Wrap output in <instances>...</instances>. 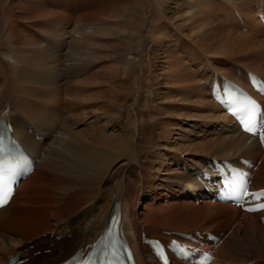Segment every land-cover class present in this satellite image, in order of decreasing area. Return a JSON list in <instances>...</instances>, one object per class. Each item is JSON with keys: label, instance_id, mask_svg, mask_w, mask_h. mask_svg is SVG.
Instances as JSON below:
<instances>
[{"label": "bare ground", "instance_id": "obj_1", "mask_svg": "<svg viewBox=\"0 0 264 264\" xmlns=\"http://www.w3.org/2000/svg\"><path fill=\"white\" fill-rule=\"evenodd\" d=\"M124 1L126 4L119 6L123 14L124 4L128 12L134 11L137 0H59L58 4L51 2L54 7L48 6L49 0H0V120L13 126L14 136L24 143L23 149L31 150L37 159L34 171L20 181L8 205L0 208V264H6L7 258L16 254L18 260H23L21 264H58L95 240L106 227L116 204L136 264H160L141 234L167 242L170 237L194 230L219 236L221 241L214 246V264H264V222L261 221L264 212L244 213L235 205L215 202L204 182L198 180L212 160L245 158L260 162L251 170L252 184L255 188L264 187V151L258 139L242 132L225 111L226 114L213 115L212 125L216 124L219 131L209 134L199 146L188 148L203 153L194 163L185 170L171 168L170 174L159 183L146 178L152 176L150 163L166 159V151L179 150L177 143L171 142L174 130L179 128L181 136L183 131H189L180 123L193 127L196 124L193 118L200 120L206 110L220 106L211 99L208 87L186 82L179 90L176 105L171 106L163 97L162 102L153 104L178 120L177 123L162 120V151L160 146L153 147L145 152L148 157L144 155L142 159L139 151L130 146L141 130L140 116L135 113L137 99L132 96L128 99L131 94L127 91L130 85L135 87L138 83L135 75L128 78V73L141 60L143 37L138 28L133 30L134 36L128 35L120 22L107 23L99 17L104 3ZM157 1L160 10L156 11L155 22L162 35L167 34L168 27L159 23L160 19L178 20L177 25L182 28L194 22L209 3V0ZM229 1L236 4L243 0ZM127 19L133 21L128 16ZM202 22L198 25L202 39L213 36L205 32L209 22ZM230 39L241 42L242 38L237 34ZM120 41L141 43L123 52L118 45ZM156 47L161 52L167 51L163 42ZM121 53L122 63L126 65L122 67V89L128 101L123 108L133 113L126 116L129 127H123L114 111L108 110L104 117H98L100 124L92 121L85 132L77 129L85 121V113L47 104L43 95L50 90L60 88L93 63L113 60ZM244 58L250 60L248 64L242 63L244 67L264 78V49ZM113 65L107 71L111 80L119 74ZM228 77L238 83L246 82L242 69L240 74L230 73ZM16 86L17 97L12 94ZM140 94L149 96L150 91L139 86ZM150 157L154 159L152 162ZM176 163L186 165L185 160ZM135 185L148 190L141 208L134 203ZM38 206H43V211L37 210ZM42 234L45 238H41ZM47 245L51 246L49 253L44 251ZM37 251L39 254L35 255Z\"/></svg>", "mask_w": 264, "mask_h": 264}, {"label": "rangeland", "instance_id": "obj_2", "mask_svg": "<svg viewBox=\"0 0 264 264\" xmlns=\"http://www.w3.org/2000/svg\"><path fill=\"white\" fill-rule=\"evenodd\" d=\"M49 1L48 6L50 7H54L56 3H59V0ZM224 1L225 0H209V3L205 5L206 9L201 11L204 13L201 14L203 16H201V12H199L198 15L200 17L198 16L192 23L188 22L186 26L182 28L178 27V20L160 19L159 23H163L168 27L166 35H162L161 32H158V28L156 27V11L158 10L159 12L160 10L157 0H137L136 4H133L134 11L130 12L125 8L126 1L120 3L116 2L117 4L103 2L104 4L101 6V10L103 13L105 12V14L103 15L102 13L99 16L101 21L107 23H115V21L116 23L120 22L119 24L120 26L122 25V28H127L126 34L133 36L135 35L132 33L133 30L138 28L143 37V40L141 41L142 43L139 42L143 47L140 56L141 60L135 65V67L130 68V73H128V78L130 76L134 77L135 75L138 85L136 84L135 87L130 85L128 87L129 89H127L131 94L128 99L131 96L134 99H137L138 106L135 113L140 116L139 125L141 130L139 135L133 137L130 146L135 147L139 151L138 153L142 159H144V155L147 156V153L145 152L152 150L153 147L160 146V150L162 151V120H173L174 123H177L178 121L176 119L177 117L167 116L162 113V108L161 110H158L153 104L156 102H162L163 97V99L167 100V103L171 104V106L176 105V103H178L176 101L177 97H179V90L186 82H196V84H203L205 87H208L205 81L208 74L211 72V69L218 74L224 75L234 73L236 72L235 69L238 68L251 69L249 67H244L245 65L243 64H248L250 61L246 60L244 57L250 53H256L259 49H264V27L258 18V10L264 9V0H251L252 2L250 0H243L241 1L242 3L236 2V4L234 2L231 3L229 0H227V2L225 1L226 3ZM51 2H55V4H51ZM123 3H125L123 6L125 9L124 14L122 8L119 9V6ZM228 3H230V5ZM112 7L115 9L110 11ZM127 16L129 19L133 20L131 23L128 21ZM202 21L209 22V27H205V32L212 33L213 36L202 39L201 33L198 32V25L203 23ZM181 23L179 22V24ZM237 34L242 38L240 39L241 42L237 41L239 43L233 42L230 39ZM197 39L198 42H196ZM120 42L118 45L123 52L127 48H134L140 45L139 43H130L128 41ZM162 42L167 47L166 52H161V49L156 47L158 44L162 45ZM152 44H154V47ZM122 54L123 53L117 54L116 58L113 60H100L93 63L92 66L81 70V72L79 71V73L77 72L74 74L68 81L62 83L60 88L52 89L48 92L49 94L47 93L43 95L47 104L53 103L62 108H70L73 112L85 113L83 116L85 117V121L80 122V124L77 125V129H84L85 132L89 131L87 128H90L92 121L94 122L97 120L98 124H100L98 117H104L102 115L108 113V110L114 111L123 127H129L131 124L126 116L128 113V116L130 117L133 113L128 112L123 108V104H127L128 101L125 100V95L123 93L124 90L122 89V85L124 86V84H122L124 82L122 80L124 77L122 74V67L125 68L126 66L122 63ZM112 65L115 70L118 69L119 74L115 79L111 80V77L107 75V71L108 67ZM189 78H191V80ZM90 82L91 85H88ZM81 83L85 88H80L78 85H76L78 88L75 87V84L81 85ZM31 85L27 84V86ZM139 86L148 89L150 91L149 96H146V94L138 95ZM124 89H126V87H124ZM12 90V94L17 97V86L16 88H12ZM21 97L23 98V96ZM160 106H162V103ZM123 110H125L124 113H122ZM214 113L216 115L218 114V116L219 114H226L221 108L215 110L208 109L202 119H192V121H195L196 123L193 127L186 125V122L180 123L181 126L184 125L183 127H185L186 130L189 129V131H183V135L181 136L179 128H177L178 130H174L176 134L174 132L173 140L171 142L177 143L179 150L174 152L166 151V159H158V162L155 163L153 161L154 159L150 157L149 160L153 162L150 163L148 167L150 166L151 169H153L152 176L151 178L146 176V178L151 179V182L154 184L159 183L162 182L163 177L170 174L171 168L180 170L184 166L186 167L188 164L194 163V161L197 160L196 158L203 153L195 151L196 148L190 150H188V148L195 147V145L199 146L203 141L205 142L209 138V134L219 131L216 124L212 125L213 122H215L213 121V115L215 116ZM227 116L230 118L229 115ZM221 121L226 123L223 120ZM183 127L181 129H184ZM128 132H130V129ZM177 160H180V162L185 160L186 165L176 163ZM130 186L132 185L130 184ZM134 187L137 196L134 203L141 208L144 201H146V192L148 190L147 188H140L139 185H135ZM42 209H44L43 206L37 207V210L39 211H43ZM36 216L37 215H35V218ZM43 235L44 234L41 235V238H45ZM67 237L69 238L70 235H67ZM47 247L48 248L44 250L45 253H49L51 246L47 245ZM62 252L63 251H60V253ZM38 254L39 252L37 251L35 255ZM11 256L13 255H10L7 258L6 264H8V259Z\"/></svg>", "mask_w": 264, "mask_h": 264}]
</instances>
